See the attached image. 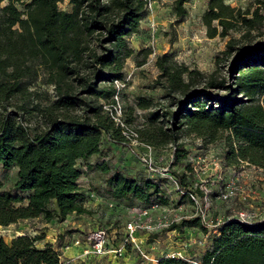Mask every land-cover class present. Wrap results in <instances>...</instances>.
I'll return each mask as SVG.
<instances>
[{
	"label": "trees",
	"instance_id": "trees-1",
	"mask_svg": "<svg viewBox=\"0 0 264 264\" xmlns=\"http://www.w3.org/2000/svg\"><path fill=\"white\" fill-rule=\"evenodd\" d=\"M151 1L69 0L72 10L68 11L60 9L61 0L6 4L0 0V166L17 167L12 190L3 189L0 180V226L36 218L65 220L70 214L88 212L78 182L83 173L78 161L100 151L104 134L116 142L128 139L114 118L115 80L124 78V62L134 52L126 37L138 30ZM189 1H174L178 18L187 15ZM203 21L209 37L259 29L264 26V0H253L247 8L209 0ZM158 64L168 91L188 95L193 85L190 75H201L167 54ZM232 65V93H209L210 88L226 87L225 79L213 76L205 90H196L177 110L166 113L170 127L151 121L137 131V138L151 147L173 144L172 164L185 167L173 175L188 192L192 191L188 173L194 170L179 142V131L185 126L205 143L223 141L227 164L246 163L264 173V44L240 47ZM42 71L56 88L57 98L49 104L38 102L31 89ZM149 105L145 101L142 106ZM101 168L109 172L106 187L114 199L147 203L161 195L162 179L111 171L105 164ZM185 226L206 228L200 217L173 224L179 230ZM40 239L25 234L7 242L0 235V264H66L58 249L51 243L40 246ZM204 263L264 264V219L252 223L226 219L205 252ZM158 264L191 263L165 255Z\"/></svg>",
	"mask_w": 264,
	"mask_h": 264
},
{
	"label": "rangeland",
	"instance_id": "rangeland-1",
	"mask_svg": "<svg viewBox=\"0 0 264 264\" xmlns=\"http://www.w3.org/2000/svg\"><path fill=\"white\" fill-rule=\"evenodd\" d=\"M9 0H4L6 4ZM175 0H153L148 14L140 21L136 32L127 38L134 49L124 62V78L115 81L118 89L117 99L120 110L118 117L124 124L127 140L116 142L103 135L101 149L87 160L80 159L83 173L78 182L85 192V214H70L65 220L53 219L45 222L42 218L25 220L10 226H0V235L7 242L19 235L40 237L38 244L51 243L61 252L66 264H156L158 258L169 255L204 263L205 252L212 246L219 234L220 225L232 218L239 210L260 212L264 208V173L261 169L241 163L229 165L225 161L223 141L205 143L188 126L179 131V142L187 149L188 162L193 172L188 173L190 188L199 189V200L191 198L188 191L181 189L170 176L174 170H184V166L172 164L174 147L154 148L133 133L146 127L151 121L168 128L171 121L168 112H173L196 90H205L206 81L213 77L225 79L226 87L208 89L213 96L233 92L234 71L232 63L236 60L238 49L247 44H264V26L251 31L231 30L228 35L209 37L203 16L209 0H190L187 15L178 18L173 12ZM233 6L247 8L253 0H227ZM20 9L22 5H18ZM60 9L72 10L69 0H61ZM167 54L175 62L187 66L189 70L199 71L201 75H185L193 82L188 95L179 91H168L158 64L160 57ZM31 89L36 92V100L49 104L57 98L56 88L49 81L47 72L33 82ZM240 96V95H237ZM150 102L148 107L142 105ZM100 102L107 104L101 99ZM157 116L158 118H156ZM149 154L158 167L162 179L161 195H155L150 202L136 198L114 199L106 183L110 170H124L128 175L139 177L145 173L142 162L134 152ZM88 164H92L89 167ZM110 171V172H111ZM17 179V167L5 169L0 166V180L3 189L12 190ZM238 179L235 195L224 198L222 190H227L229 182ZM104 196L100 201L99 197ZM207 216L206 228L185 226L175 229L173 224L184 220ZM141 224L134 233L144 256L135 244H127L126 252L118 255L108 251L105 256H95L80 262V250L89 243L91 234L104 232L109 246H119L128 233V224ZM149 224V225H145ZM190 240V245L187 242Z\"/></svg>",
	"mask_w": 264,
	"mask_h": 264
},
{
	"label": "built area",
	"instance_id": "built-area-1",
	"mask_svg": "<svg viewBox=\"0 0 264 264\" xmlns=\"http://www.w3.org/2000/svg\"><path fill=\"white\" fill-rule=\"evenodd\" d=\"M115 81L119 82L118 79ZM116 99H117V96H116ZM119 110H120V106H119V102L117 101L116 104L114 105V112H115L114 118L117 121V123L121 124L124 127L123 122L120 120V118L117 115ZM124 134L127 135L125 130H124ZM132 136L137 138L138 135L137 133H133ZM134 154H135V157L138 158L142 162L143 169L145 170L144 175H146L148 178H152L155 180L161 179L160 174L162 173H159V172H160V169H162V167L160 168L156 166V164L153 162L152 156H150L147 153L141 154L136 151L134 152ZM170 177L174 179L175 182H177L176 176L172 174ZM237 181L238 179H235L234 181L229 182L226 186L227 190L221 191V194L224 198H227L231 195H235L237 193V190H238ZM103 186L105 187L106 183L103 184ZM195 189L197 190V188ZM189 194L193 200L195 201L199 200V194L197 191L195 192V190L192 189V191H190ZM99 200L100 201L104 200V196L101 195L99 197ZM199 217L201 218L202 224L206 227L207 216L205 215V213L203 212L202 215ZM234 217L242 221L252 223L257 220L264 219V208H262L260 212L239 210L237 211ZM145 225L147 226L149 224H145ZM138 227H143V226L141 224H137L134 222L129 223L128 233L126 234L122 245H119V246H109V242L107 241V238L105 237L104 232H98L97 234H91L88 237L89 243L83 246V254L84 255H89V254L103 255V254H106L108 251H114L118 255H122L123 253L126 252L127 244H135V246L139 247V250L141 251V253L144 256H146V254L144 253V250L141 249L140 245L138 244V240L136 236L134 235V233L138 230ZM187 242L189 243L188 245L191 244L190 240L189 241L187 240ZM187 260H189L191 264H198L195 260H192L190 258H188Z\"/></svg>",
	"mask_w": 264,
	"mask_h": 264
},
{
	"label": "crops",
	"instance_id": "crops-1",
	"mask_svg": "<svg viewBox=\"0 0 264 264\" xmlns=\"http://www.w3.org/2000/svg\"><path fill=\"white\" fill-rule=\"evenodd\" d=\"M80 254H81V260H80V262H83V261H87V260H89V259H92L93 257H95L96 256V254H89V255H84L83 254V247L81 248V250H80ZM106 254H103V256H105ZM97 256H102V255H97ZM167 256H169V255H167ZM156 264H158V263H156Z\"/></svg>",
	"mask_w": 264,
	"mask_h": 264
},
{
	"label": "water",
	"instance_id": "water-1",
	"mask_svg": "<svg viewBox=\"0 0 264 264\" xmlns=\"http://www.w3.org/2000/svg\"><path fill=\"white\" fill-rule=\"evenodd\" d=\"M188 103H189V101H188Z\"/></svg>",
	"mask_w": 264,
	"mask_h": 264
}]
</instances>
